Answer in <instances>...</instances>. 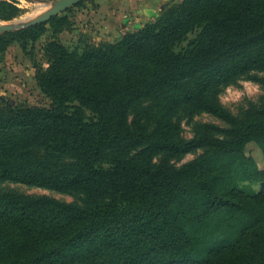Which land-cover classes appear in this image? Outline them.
Segmentation results:
<instances>
[{"label":"trees","instance_id":"16d2710c","mask_svg":"<svg viewBox=\"0 0 264 264\" xmlns=\"http://www.w3.org/2000/svg\"><path fill=\"white\" fill-rule=\"evenodd\" d=\"M161 11L117 42H88L81 53L51 42L46 72L29 50L44 23L0 33V63L18 43L51 99L48 107L0 105V173L105 199L79 207L0 196V264H264V167L244 151L256 140L264 155V108L240 122L204 98L264 63V0H182ZM21 12L16 1L0 0V20ZM139 97L152 100L144 108L154 123L149 132L128 122ZM188 103L231 121L237 138L206 137L208 150L196 159L154 167L161 153L193 150L171 138L168 124ZM122 138L142 146L109 165L91 163L89 156ZM34 148L78 163L37 160ZM244 182L256 192L244 191Z\"/></svg>","mask_w":264,"mask_h":264},{"label":"rangeland","instance_id":"374dc122","mask_svg":"<svg viewBox=\"0 0 264 264\" xmlns=\"http://www.w3.org/2000/svg\"><path fill=\"white\" fill-rule=\"evenodd\" d=\"M13 1H16L18 6L22 9L21 14L9 21L0 20V25L26 24L35 18L50 13L61 0ZM179 2L181 1L168 3L163 9L178 4ZM45 3L48 9L29 18L34 14L39 4ZM101 8L99 0H80L68 10L54 16L59 17V19L55 20L53 23L50 22L51 19L47 22H42L45 25L39 30L40 33L36 41L34 43L30 42L29 46V50L34 57L36 70L37 67H40L42 70L41 72H46L50 68L52 64L51 42L62 44L68 50L80 53L89 48L88 42H91L95 47H102L105 43L97 39V37L101 38L98 29V25L100 24L98 20L101 18L100 15H102L99 14ZM161 13L162 11L158 16ZM133 31L130 30L128 32ZM194 37L195 34L190 35L191 39ZM9 55L11 58H14V51L11 50ZM18 59L21 60V57H18ZM29 63L32 65L30 61L24 60V63L22 62V67L29 66ZM24 90L25 91L18 92L17 94L12 93V95L0 96V105H4L7 102L13 106L48 107L50 105V97L43 93L39 87L35 85L31 87V85H28V89ZM10 98L14 101L11 102ZM204 98L207 102L221 108L224 112L238 121H246L251 113L264 108V63L228 82L210 87L205 93ZM151 102L152 100L146 97H139L131 101L128 111V122L135 130L149 132L154 128L153 121L144 114V108ZM171 114L172 115L168 119L171 138L190 142L193 144L194 148L190 152L173 156H170L168 153H161L155 157L153 161L154 167L167 166L178 168L196 159L208 150L206 146L202 145V140L206 137H217L222 139L237 138L236 128L231 121L209 111L203 107V105L194 103L183 104ZM141 146L142 145L135 140L122 138L114 143L106 144L98 153L89 156V160L93 164L103 163L109 165L117 159H126L130 157ZM244 151L254 159L259 167H264L263 151L256 140L246 142ZM31 153L32 158H37V160L50 164L61 165L64 163H78V161L68 155L59 153L56 150L34 148ZM240 185L247 193L256 192L255 186L251 183L244 182ZM7 194L48 198L63 204L79 207H93L105 201L102 196L85 192L79 188L42 186L9 179L0 173V196Z\"/></svg>","mask_w":264,"mask_h":264},{"label":"crops","instance_id":"0c3cea01","mask_svg":"<svg viewBox=\"0 0 264 264\" xmlns=\"http://www.w3.org/2000/svg\"><path fill=\"white\" fill-rule=\"evenodd\" d=\"M99 1L102 7L100 9L101 12H99L102 15H100L101 18L98 20L100 21L98 29L101 38L97 37V39L100 42L114 43L126 32L138 30L148 21L156 18L166 4L182 0ZM11 50L14 51V58L9 55ZM18 57H21V60ZM24 60L32 63V65L29 63L28 69L26 66L22 67ZM35 74V67L30 56L18 43L11 44L0 63V96L23 92L25 91L24 89H28V85L39 87ZM10 101L14 100L10 98Z\"/></svg>","mask_w":264,"mask_h":264},{"label":"water","instance_id":"95a60500","mask_svg":"<svg viewBox=\"0 0 264 264\" xmlns=\"http://www.w3.org/2000/svg\"><path fill=\"white\" fill-rule=\"evenodd\" d=\"M80 0H61L59 3H57L54 7V9L41 17L35 18L29 22H27L26 24H3L0 25V32H5V31H12L15 29H20L26 26H31V25H35L38 23H42V22H47L49 19H51L52 17L59 15L60 13L68 10L71 6L77 4Z\"/></svg>","mask_w":264,"mask_h":264},{"label":"bare ground","instance_id":"6f19581e","mask_svg":"<svg viewBox=\"0 0 264 264\" xmlns=\"http://www.w3.org/2000/svg\"><path fill=\"white\" fill-rule=\"evenodd\" d=\"M47 7H48V6H47L46 3H45V4H41V5L39 4V6L37 7L36 11H34V14L31 15L29 18L38 15V13H40V12L43 11V10L45 11V9H48ZM49 8H50V7H49Z\"/></svg>","mask_w":264,"mask_h":264}]
</instances>
